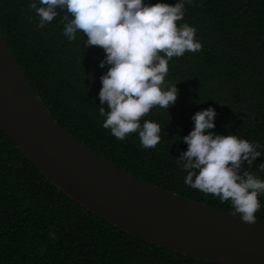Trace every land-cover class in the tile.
Wrapping results in <instances>:
<instances>
[{"label":"trees","instance_id":"16d2710c","mask_svg":"<svg viewBox=\"0 0 264 264\" xmlns=\"http://www.w3.org/2000/svg\"><path fill=\"white\" fill-rule=\"evenodd\" d=\"M39 0H0V33L10 52L61 128L91 151L130 175L181 197L234 214L231 202L184 183L182 138L192 116L214 108L217 135L234 134L259 143L251 167L264 180V0H183L184 19L196 29L201 49L168 62L164 86L178 99L168 110L154 107L144 120L156 122L161 139L145 149L137 133L124 140L102 127L100 77L105 52L83 45L77 32L63 35L66 10L43 28L27 6ZM175 5L178 0H144ZM69 19L71 17L69 16ZM107 108V105H103ZM256 220L264 221V194ZM239 215V214H236ZM0 264H210L151 245L94 216L58 191L0 127Z\"/></svg>","mask_w":264,"mask_h":264},{"label":"clouds","instance_id":"9594fccd","mask_svg":"<svg viewBox=\"0 0 264 264\" xmlns=\"http://www.w3.org/2000/svg\"><path fill=\"white\" fill-rule=\"evenodd\" d=\"M27 7L39 17L38 28L51 23L57 9L66 10L68 15L61 20L63 35L71 42L82 32L83 45L104 50L99 66L108 68L100 77L98 94L102 127L119 140L137 133L143 148H155L161 139L160 125L150 120L141 124V120L154 107L168 110L178 99L176 84L164 86L168 62L201 49L196 29L177 24L184 19L183 0L175 5H150L144 0H39V6L33 2ZM215 116L211 107L192 116L194 128L182 138L187 150L177 159L187 172L184 183L222 202L230 201L242 222L254 224L264 180L243 165H253L261 156L257 150L261 145L234 134L206 133L215 128ZM259 170L264 171V164Z\"/></svg>","mask_w":264,"mask_h":264},{"label":"water","instance_id":"95a60500","mask_svg":"<svg viewBox=\"0 0 264 264\" xmlns=\"http://www.w3.org/2000/svg\"><path fill=\"white\" fill-rule=\"evenodd\" d=\"M0 127L58 191L122 232L210 264H264V221L242 222L91 151L49 114L1 33Z\"/></svg>","mask_w":264,"mask_h":264}]
</instances>
